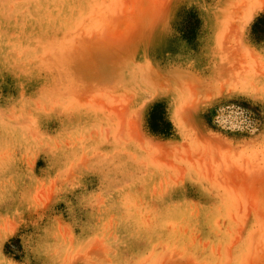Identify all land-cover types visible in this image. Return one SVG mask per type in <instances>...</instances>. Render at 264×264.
<instances>
[{
	"label": "rangeland",
	"instance_id": "1",
	"mask_svg": "<svg viewBox=\"0 0 264 264\" xmlns=\"http://www.w3.org/2000/svg\"><path fill=\"white\" fill-rule=\"evenodd\" d=\"M0 264H264V0H0Z\"/></svg>",
	"mask_w": 264,
	"mask_h": 264
},
{
	"label": "trees",
	"instance_id": "2",
	"mask_svg": "<svg viewBox=\"0 0 264 264\" xmlns=\"http://www.w3.org/2000/svg\"><path fill=\"white\" fill-rule=\"evenodd\" d=\"M168 126L169 123L164 119L160 106L155 105L150 112L149 127L154 131L164 132Z\"/></svg>",
	"mask_w": 264,
	"mask_h": 264
}]
</instances>
